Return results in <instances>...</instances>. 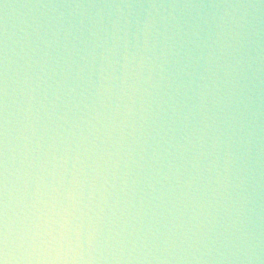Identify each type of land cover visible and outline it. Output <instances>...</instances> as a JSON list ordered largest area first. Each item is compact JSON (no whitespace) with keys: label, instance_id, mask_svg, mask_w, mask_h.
<instances>
[{"label":"clouds","instance_id":"obj_1","mask_svg":"<svg viewBox=\"0 0 264 264\" xmlns=\"http://www.w3.org/2000/svg\"><path fill=\"white\" fill-rule=\"evenodd\" d=\"M0 264H264V0H0Z\"/></svg>","mask_w":264,"mask_h":264}]
</instances>
